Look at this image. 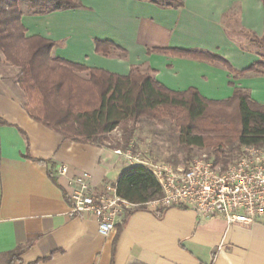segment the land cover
Returning <instances> with one entry per match:
<instances>
[{
	"label": "crops",
	"instance_id": "1",
	"mask_svg": "<svg viewBox=\"0 0 264 264\" xmlns=\"http://www.w3.org/2000/svg\"><path fill=\"white\" fill-rule=\"evenodd\" d=\"M77 1L79 8L23 15L26 36L53 41L52 57L87 68L125 76L136 67L170 90L194 88L211 100H225L237 87L264 105V75L238 76L218 62L158 51L205 50L246 69L259 56L236 33L263 35L264 0H182L180 8ZM96 40L111 43V54L97 52ZM0 60V264L18 246L24 250L13 264H264V219L244 227L201 221L190 208L145 206L101 236L92 215L70 217L59 167L88 173L101 190L133 164L113 148L64 139L31 119L16 79L3 72L12 66Z\"/></svg>",
	"mask_w": 264,
	"mask_h": 264
},
{
	"label": "trees",
	"instance_id": "2",
	"mask_svg": "<svg viewBox=\"0 0 264 264\" xmlns=\"http://www.w3.org/2000/svg\"><path fill=\"white\" fill-rule=\"evenodd\" d=\"M160 8H180L182 0H138ZM81 7L77 0H0V55L18 69L17 85L24 94L23 108L31 119L56 131L64 139L107 146V134L121 128V149H126L140 120H170L177 131L178 147L189 157L193 148H209L224 166L227 152L240 154L242 147H264V105L248 91L234 87L225 100L204 98L194 89L173 91L156 81L150 71L131 68L125 76L52 57L54 42L26 36L23 15H43ZM253 46L259 60L235 70L222 57L199 49H161L159 52L218 62L231 73L264 75V33L261 37L238 31ZM232 37L231 34H229ZM243 51L248 47L239 43ZM95 49L110 55L112 45L95 41ZM263 50V51H262ZM1 61V60H0ZM85 72L86 78L78 73ZM6 122L0 118V125ZM109 146V145H108ZM119 196L143 208L161 196L152 171L133 164L119 173ZM66 198V195L64 194ZM160 212V208L158 210ZM23 246L6 253L4 264L18 261Z\"/></svg>",
	"mask_w": 264,
	"mask_h": 264
},
{
	"label": "built area",
	"instance_id": "3",
	"mask_svg": "<svg viewBox=\"0 0 264 264\" xmlns=\"http://www.w3.org/2000/svg\"><path fill=\"white\" fill-rule=\"evenodd\" d=\"M113 152L152 171L161 196L147 202L148 207L190 208L201 221L221 218L228 225L244 227L264 219V147H242L238 157L226 166L202 155L186 169L141 159L130 147L113 148ZM58 174L65 179L62 188L69 202L68 215H92L101 236L113 233L137 207L117 194L116 183L97 190L88 173L70 175L66 165L59 167Z\"/></svg>",
	"mask_w": 264,
	"mask_h": 264
},
{
	"label": "rangeland",
	"instance_id": "4",
	"mask_svg": "<svg viewBox=\"0 0 264 264\" xmlns=\"http://www.w3.org/2000/svg\"><path fill=\"white\" fill-rule=\"evenodd\" d=\"M232 27H234V25H232ZM238 38L242 43L246 44V40H243L241 37ZM11 69V71H7L3 68V72L6 75L8 74L11 79H16L17 82L18 69L13 66ZM78 75L83 78L87 77L85 72L78 73ZM134 125L135 131L129 143L130 146L128 147H130L133 153H138L141 159L156 164L170 165L173 168L186 169L197 157L202 155H207L209 157L215 156L214 152L209 148H193L189 157H187L186 154L179 149L177 131L173 122L168 119L162 122L143 119ZM121 133L122 129L120 127L108 133L106 145H109L108 147L110 148H121L123 145ZM226 154L228 156V164L234 161L239 155L237 152H227Z\"/></svg>",
	"mask_w": 264,
	"mask_h": 264
}]
</instances>
